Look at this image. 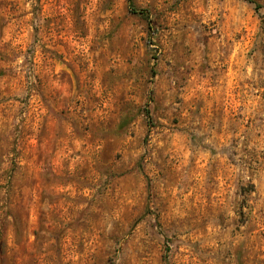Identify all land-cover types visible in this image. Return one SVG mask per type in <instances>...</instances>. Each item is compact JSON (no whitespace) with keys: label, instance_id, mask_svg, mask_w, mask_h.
<instances>
[{"label":"rangeland","instance_id":"obj_1","mask_svg":"<svg viewBox=\"0 0 264 264\" xmlns=\"http://www.w3.org/2000/svg\"><path fill=\"white\" fill-rule=\"evenodd\" d=\"M130 3L0 0V264H264V0Z\"/></svg>","mask_w":264,"mask_h":264},{"label":"trees","instance_id":"obj_2","mask_svg":"<svg viewBox=\"0 0 264 264\" xmlns=\"http://www.w3.org/2000/svg\"><path fill=\"white\" fill-rule=\"evenodd\" d=\"M129 9L132 13L141 14V15L144 14L143 11H139L135 8H132V4L130 3V0H129ZM145 16L147 17V15H145ZM146 113L148 114V110H146Z\"/></svg>","mask_w":264,"mask_h":264}]
</instances>
